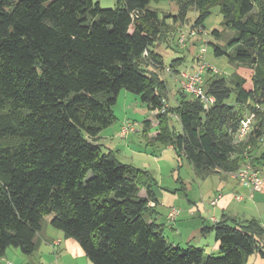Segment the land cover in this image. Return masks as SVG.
Returning a JSON list of instances; mask_svg holds the SVG:
<instances>
[{
    "label": "trees",
    "instance_id": "obj_1",
    "mask_svg": "<svg viewBox=\"0 0 264 264\" xmlns=\"http://www.w3.org/2000/svg\"><path fill=\"white\" fill-rule=\"evenodd\" d=\"M153 1L162 0H118L112 8L98 0H0V257L11 246L34 255L51 214V225L93 264H249L253 254L264 256L262 224L226 215L213 227L220 255L174 245L157 222L151 172L96 143L117 120L113 107L126 89L158 111L152 140L172 145L197 178L264 159V0H170L178 10L164 16ZM217 5L235 35L224 47L213 44L214 53L253 68L252 87L209 68L211 106L183 89L169 105L157 47L170 45L191 9L192 28H205ZM184 61L174 59L173 74ZM248 111L257 114L249 141H236Z\"/></svg>",
    "mask_w": 264,
    "mask_h": 264
},
{
    "label": "rangeland",
    "instance_id": "obj_2",
    "mask_svg": "<svg viewBox=\"0 0 264 264\" xmlns=\"http://www.w3.org/2000/svg\"><path fill=\"white\" fill-rule=\"evenodd\" d=\"M101 1V6L103 8H112L117 4L118 0ZM151 6L153 8H158L162 16L170 12H177V4L170 0H162L160 2L153 1ZM196 16L197 12L191 9L187 21L184 23L179 22L175 27L177 34L174 36V40H171L170 45H168L167 42H162L159 44V47H157V50L164 58V67L159 70L161 77L167 83L166 99L168 104L172 106L176 105V98L183 88L180 81L176 79V75L179 79L181 76L173 74L168 71L166 67L170 66L174 59L177 58H185L184 63L179 68L180 70L192 67L194 65V59H196L202 47H207L205 60L218 69L219 75L229 78L237 73L246 78L247 88H251L253 84V68L232 62L228 55L217 56L214 53L213 44H219L224 47L230 38L235 35V30L225 26L223 14L221 13L219 5L213 7L212 14L204 23L205 28L195 27L196 35L192 36L185 46L182 47L178 43L179 31L190 30ZM172 23L173 22H171V24ZM214 30H219L221 32L220 37H217L213 33ZM167 37L169 36L167 35ZM232 52V49H229V53ZM187 93L191 95L189 92ZM234 98L235 93H233L230 101L233 102ZM249 103L248 101V104ZM113 110L117 120L109 127V132L106 131L109 134H116L118 129L126 121L138 124V131L128 136L129 139L117 138L116 144H118V148L121 149V152L118 153V158L124 163L139 166L151 172L155 181L153 186L154 191L157 194L163 193L167 196L164 199V204L159 208L163 215H165L169 206L175 205L178 208H182L184 205H189V199L194 200L197 206L202 209L206 202H211L215 194H219L218 187L231 186L230 183L223 186V184H221V178L217 174L204 178H197L191 162L186 157L181 156L173 146L155 143L151 136H154L159 130L157 111L150 110L139 95L122 89ZM262 111L264 110L262 109ZM175 119L172 120V123L180 129L181 124ZM146 120H151L150 126L146 124ZM248 141L249 139L247 138L244 143ZM250 153L253 154L252 151ZM216 173L221 172L218 171ZM182 187H190V191L188 192L189 195L186 196L187 192L184 191ZM159 200L162 202L163 199L159 197ZM52 216L51 214L44 217L43 229L44 232H46L47 238L41 240L40 247L34 255L24 254L19 248L11 246L7 249L6 255L0 257V264H93L82 248L81 253H76L69 247L65 242L66 238L62 236V230L51 225L50 220ZM169 233L170 231H167V234ZM59 236H61L63 242L59 249H55L47 240L57 239ZM205 248V258L210 254L214 256L220 255L218 253L219 251H214V253H212L211 245Z\"/></svg>",
    "mask_w": 264,
    "mask_h": 264
},
{
    "label": "crops",
    "instance_id": "obj_3",
    "mask_svg": "<svg viewBox=\"0 0 264 264\" xmlns=\"http://www.w3.org/2000/svg\"><path fill=\"white\" fill-rule=\"evenodd\" d=\"M99 1L100 3L102 2L101 0ZM172 21L173 20L171 18L168 19L169 23H171ZM177 25L178 23H176V26ZM148 122L151 125V120H146V124H148ZM109 127L105 128L106 130L104 129V131L100 133L99 140H97L96 143L103 144V147L106 151H108L109 149L114 150L118 156V153L121 152V149H119L118 144H116L117 138L129 139L128 136H130L132 133L127 137H122L120 135V130L122 127L121 126L116 134H111V133L109 134L108 133ZM169 146L172 147V145ZM263 167H264V159H262V163L260 166L264 179ZM215 174L220 176L221 184H223V186L224 185L226 186L228 183H230L231 185L230 187L217 188L219 190L218 191L219 194L218 195L215 194L214 197L211 199L212 202L214 199L218 198L217 203L215 205H212L211 202L210 203L206 202L203 205L202 209H200L194 200L189 199L188 200L189 205H184L182 206V208H179L180 214L177 217L176 221H174L173 223L168 222L167 216L169 210L172 207H176V206L175 205L169 206V208L165 212V215H163L160 212L159 208L161 205L164 204V199L167 196L163 193L161 194L156 193L158 199L159 197L163 199L162 202L159 200L158 204L155 206L156 210L158 211L156 215L157 222L163 225V230L165 235L167 236L168 240L172 242L174 245H179L183 248L189 245H193V246L197 245L196 247H200L204 249H206L205 247L207 246L209 247L211 245L213 251L212 253H214V251H219L220 242L216 238L213 227L216 224V222L222 219L224 215L230 217V219H236V220L256 219L264 227V181H263L262 190L251 195L249 190L244 186H242L240 182L231 173L228 174L215 173ZM182 189L187 192L186 196L189 195L188 192L190 191V187H182ZM141 193L143 195H146V190L143 189ZM238 195H241L243 198L238 199L237 198ZM150 205L154 206L155 202H150ZM212 217H216V220H213ZM204 227H208V230L202 231ZM167 231H170V233L167 234ZM39 236L41 240L47 238L44 229L39 234ZM62 236H64V233H62ZM47 241L50 242V244L55 249H59V247L63 242L61 236H59L57 239H50ZM65 242L76 253L82 252L81 250L83 248L76 239L66 238ZM249 264H264V256L261 255L260 253L253 254L249 259Z\"/></svg>",
    "mask_w": 264,
    "mask_h": 264
},
{
    "label": "built area",
    "instance_id": "obj_4",
    "mask_svg": "<svg viewBox=\"0 0 264 264\" xmlns=\"http://www.w3.org/2000/svg\"><path fill=\"white\" fill-rule=\"evenodd\" d=\"M196 35V29L191 28L187 31H179L178 43L183 47L186 45L187 41ZM207 52V47H202L198 56L195 59L194 66L190 68H186L184 70H180L178 75L181 76L179 79L176 75V79H178L181 83L182 88L189 93L194 94L199 97L201 101L204 103V106L208 108L215 101L216 98L213 95L207 94L204 88V76L206 71L211 68L213 71L218 72L213 65L209 64L205 60V55ZM147 51H145V55H147ZM166 69L172 72V68L170 66L166 67ZM176 118L177 115H174ZM257 114L255 111H248L246 115L241 120L240 126L236 133V141L245 140L248 138L249 134L254 128L256 122ZM138 124L131 121H126L123 123L120 135L122 137H127L133 132L137 130ZM242 186L247 188L251 195L254 193L261 191L263 188V175L260 167L255 166L250 160H247L243 165L235 172L231 173ZM238 199H242L241 195L237 196ZM218 201V198L214 199L211 204L215 205ZM180 214V209L178 207H172L168 213V222L173 223L176 221L177 217ZM213 220H216V217H212Z\"/></svg>",
    "mask_w": 264,
    "mask_h": 264
}]
</instances>
